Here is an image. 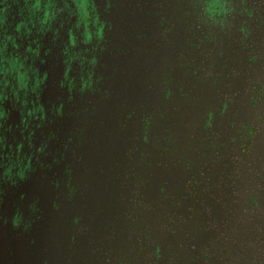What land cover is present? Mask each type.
Segmentation results:
<instances>
[{
	"label": "flooded vegetation",
	"instance_id": "flooded-vegetation-1",
	"mask_svg": "<svg viewBox=\"0 0 264 264\" xmlns=\"http://www.w3.org/2000/svg\"><path fill=\"white\" fill-rule=\"evenodd\" d=\"M118 1L111 0L106 12L104 0H97L101 18L113 27L106 32L107 50L98 53L94 94L77 90L69 103L58 89L59 44L41 69L49 72L46 110L61 100L65 107L62 118L49 115L34 145L49 133L57 135L48 149L53 155L64 151L69 136L73 144L59 165L40 168L34 162L36 171L26 182L6 186L0 198V257L13 254L10 243L33 251L37 244L65 250L69 243H83L94 264H264V104L251 102L259 87L255 81L264 86V0L243 5L235 0L242 15L235 22L229 18L233 26L223 31L198 19L196 0H188L186 32L165 29L163 19L164 29L151 38L158 47L143 50L146 69L135 71L118 61ZM135 36H140L135 44L143 40ZM51 39L49 34L43 41L46 47ZM196 53L200 60H194ZM149 93L164 97L159 111L149 112ZM10 123H19L16 113ZM153 142L158 152L150 157ZM53 155L41 162L51 164ZM105 164L112 173H104ZM136 164L144 165L143 173L133 171ZM111 165H123L124 174ZM17 210L24 224L31 221L27 232L24 224L12 226ZM38 257L50 264L47 257L53 256Z\"/></svg>",
	"mask_w": 264,
	"mask_h": 264
},
{
	"label": "clouds",
	"instance_id": "clouds-1",
	"mask_svg": "<svg viewBox=\"0 0 264 264\" xmlns=\"http://www.w3.org/2000/svg\"><path fill=\"white\" fill-rule=\"evenodd\" d=\"M104 3L105 11H110L111 0ZM240 3L243 5L244 0ZM193 7L200 9L198 19L221 31L233 26L228 23L229 18L235 22L237 15H242L236 11L235 0H196ZM112 27L101 18L97 0H0V198L7 195L6 186L15 188L35 173L34 162L40 168L51 169L65 159L64 154L73 144L69 136L63 144L64 151L57 150L53 155L48 149L57 135L49 133L38 147L34 145L36 131L50 122L49 115L64 116L63 100L51 104L49 110L43 102L49 72L41 69L54 47L60 45L59 58L63 65L58 89L66 92L71 103L77 90L80 95L96 92L100 82V78L94 79L98 53L107 50L106 32H111ZM49 34L52 39L46 47L43 41ZM238 75L233 72V77ZM255 84L259 87L251 97L253 107L264 104V86H260L259 80ZM12 113L19 117L16 125L10 123ZM17 132L19 139L14 134ZM25 146L28 153L24 151ZM49 155H53L52 163L43 164L41 158L47 159ZM72 155L75 157L74 151ZM65 171L71 175V167ZM72 190L69 184L70 194ZM20 199L24 200L25 196L21 195ZM36 203L30 207L33 214L38 211ZM22 224L24 218L17 210L12 226L19 228ZM30 227L31 221L24 224L25 232Z\"/></svg>",
	"mask_w": 264,
	"mask_h": 264
},
{
	"label": "water",
	"instance_id": "water-1",
	"mask_svg": "<svg viewBox=\"0 0 264 264\" xmlns=\"http://www.w3.org/2000/svg\"><path fill=\"white\" fill-rule=\"evenodd\" d=\"M187 2L188 0H137L138 4H135L132 0L118 1L120 10L118 11L119 15L117 16V22L115 25L118 24V30H120L122 34V39L119 42V45L122 48V53L119 55L118 61L127 63V67L130 70L132 68L135 71L138 69V66L139 68L142 67L143 69H146L145 64L147 62V58L142 55V52L144 49H149L150 46L158 47L157 43H153L151 41L152 37H156L157 32L162 31L164 28L168 30L180 31V33L186 32L187 27L185 26V23L188 17L186 9ZM134 5H136V10ZM137 10H142V12ZM135 15L139 17L138 24L134 21ZM163 19H165L164 28L161 27ZM167 21L170 22L169 25L166 24ZM136 33L143 35V40H140L138 44H135V41L139 40L140 36L137 38L135 36ZM144 35H147L148 37L145 39ZM130 47H138V50H133ZM146 54L148 55L149 52ZM201 58L200 53H196L194 56V60H200ZM189 77L191 78V74H189ZM147 96L149 112L151 109L158 110L159 106L162 108V105L160 104L164 101L160 100L164 99V97L157 96L156 94L153 95L151 93L147 94ZM179 109L181 113H183L182 104L179 106ZM185 126L186 125L184 124L183 128H185ZM158 130L159 128L156 123L153 129V134H156ZM154 138L156 137L154 136ZM157 152V146L153 142L149 148L150 157L157 154ZM183 152L187 153L188 149H185ZM143 166V164H136L132 165L131 168L135 173L141 174L143 173ZM112 167H115L116 174H124L122 170V172L120 171V168L122 169L124 167L123 165H111V168ZM109 168V164L101 166V169L104 170L105 174H109V172L112 173ZM148 168L152 174L157 173L156 170H152L151 165H149ZM103 183L105 182L101 181V184ZM117 190L120 192V188H117ZM101 196L102 199H109V197L104 196L103 193ZM6 246L10 248L9 251H12L13 254H3L1 251L2 257H0V264H43V262L39 259L38 254H45L46 252L52 254L53 256L50 258L47 257L50 264H94V258L90 254V247L83 243H69L65 247V250L62 246L55 244H37L36 247H34L35 251H33V249H31L28 245L20 242L10 243V245L8 244ZM64 256L65 259L63 260Z\"/></svg>",
	"mask_w": 264,
	"mask_h": 264
}]
</instances>
